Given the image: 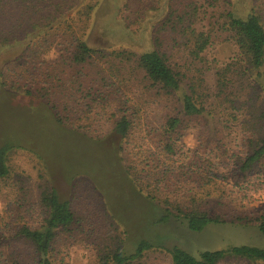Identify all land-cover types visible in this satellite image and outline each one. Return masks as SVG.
Instances as JSON below:
<instances>
[{"label":"rangeland","instance_id":"rangeland-1","mask_svg":"<svg viewBox=\"0 0 264 264\" xmlns=\"http://www.w3.org/2000/svg\"><path fill=\"white\" fill-rule=\"evenodd\" d=\"M10 1L0 0L1 26L15 25L23 11ZM208 1L212 5L196 26L214 33L212 44L204 55L206 63L203 66L209 70L203 75L204 85L196 84V93H201L204 86L212 90L217 69H223L237 56L229 34L221 28L224 9L241 16L253 12L264 27V0H227V8L220 0ZM159 3L164 5L162 0ZM87 5L88 0H81L79 7L65 13V18H70L67 22L71 27L69 32H66V24L53 26L57 33L48 36L51 41L39 54V61L56 60L64 40L77 38L92 49L102 51L85 67L91 74L90 80L95 81L108 66L106 63H110L106 57L112 51L141 53L153 47V33L155 35L157 23L164 16L161 9L142 13L140 20L134 22L133 13L129 16V12L120 8L115 10L121 7L119 0H101L90 13ZM124 21L129 24L127 29ZM23 30V26L17 30L19 37ZM43 33L49 34V30L44 29ZM39 34L30 32L24 39H12L6 44L0 38V76L8 73L7 70L15 74L23 70V58L29 48L27 43L38 39ZM159 37L161 50L188 78L183 80V89L188 92L186 85L197 77L201 65L192 64L182 40L165 33ZM262 72L264 74V68ZM125 75L133 90L126 107L138 112L119 155L120 140L99 119L92 124L91 134L99 139H92L56 126L42 101L22 93L25 91L22 81L14 86L16 92L0 88V146H21L8 153V175L0 180V264H35L33 248L16 233L22 227L35 229L43 223L45 211L40 206L39 196L42 190L49 188L70 203L74 214L70 230L59 233L51 247L52 264H96L117 246L130 253L139 239L153 238L158 231H166L170 236L167 245L176 246L195 258L203 252L236 246L264 249V236L256 226V221L264 216V158L249 172L238 173V164L243 159L238 153L245 141L229 135L225 125L215 127L213 122L194 119L185 121L181 128L183 138L175 148L177 156L153 158L155 151L148 147L149 139L155 136V131L159 132L166 117L180 110L179 94L166 96L155 89H145L148 84L139 72L131 77L125 69ZM262 97L260 103H264ZM221 146L226 150L224 155L215 150ZM206 150L212 151V156L207 157ZM216 155L218 157L214 158ZM164 163L171 167L170 171L162 167ZM123 164H134L140 176L150 174V181L156 175L150 168L156 169L162 180L157 184L161 199L170 201L172 195L164 196V193L177 189L178 194L171 202L174 206L203 211L221 223L209 224L200 232H191L184 225L176 224L167 229H154L151 222L155 214L151 204L126 179ZM156 164L160 167L156 168ZM202 169H211L208 185L201 179L205 173ZM148 183L147 176L142 184L145 192L149 190ZM131 264H171V260L165 250L154 249ZM218 264L250 263L227 259Z\"/></svg>","mask_w":264,"mask_h":264},{"label":"trees","instance_id":"trees-1","mask_svg":"<svg viewBox=\"0 0 264 264\" xmlns=\"http://www.w3.org/2000/svg\"><path fill=\"white\" fill-rule=\"evenodd\" d=\"M100 1L88 0L86 6L88 13L94 11ZM119 1L121 7L115 10L120 8L129 12V16L133 13L134 22L140 20V14L152 10L161 9L164 16L157 23L155 35L153 33L152 48L141 53L128 50L112 51L106 57L111 60L110 63H106L108 66L103 69L102 75L97 73L100 77L95 81L90 80L91 74L85 67L102 51L92 49L85 41L77 38L64 40L56 60L48 63L39 61V54L51 41L48 36L57 33V29L53 28L55 24H66V32L71 30L67 24L70 18H65V13L69 9L79 7L81 0L10 1L17 7H22L23 11L20 12L15 25H0V38L3 44L12 39L20 41L30 32L40 33V37L27 43L31 50L27 47L28 53L26 52L23 58V70L20 73L15 74L7 70L8 73L0 76V88L5 90L8 88L13 92L16 90L14 86L22 81L25 87L22 93L42 101L51 112L56 126L82 133L92 139H99L98 136L91 137L92 124L99 119L103 126L120 140L119 155L123 149V141L131 133L133 120L138 112L134 108L126 107L133 90L127 83L129 77H126L125 69L131 77L139 72L142 74L141 78L148 84L145 89H155L156 92L166 96L179 94L180 100V110L177 114L166 117L160 125L159 132L155 131V136L149 139L148 147L154 148L155 151L153 158L177 156L178 152L175 148L177 144H181L180 140L183 138L181 128L185 121L204 120L213 122L215 127L225 125L229 135L245 141V145L238 153V156L243 155V159L238 164L237 172H249L264 158V103L259 101L262 94L264 95L262 72L264 27L259 17L253 12L241 16L233 11L223 10L221 16L224 21L221 28L229 34L237 50V56L223 69H217L216 82L212 90L204 86L201 93H196L197 85L199 87L204 85L203 75L209 70L203 66L206 63L204 55L212 44V33H214L213 30L203 31L202 26L200 29L196 25L206 16V9L211 7L212 3L208 0H162L164 5L161 6L159 0ZM220 1L223 5L227 4V0ZM22 26L24 30L19 37L17 30ZM27 26L28 29H25ZM124 26L127 29L129 24L124 21ZM44 29H48L49 34L43 33ZM161 33L182 40V46L192 59V64L201 65L197 69V77L192 78L186 85L188 92L183 89V80L188 78L179 72L177 64L172 63L168 55L161 50L159 37ZM97 81L99 84L96 83ZM18 148L21 149V146L16 144L0 146V180L8 175V153ZM215 150L220 155L226 153L222 146L216 147ZM186 152L189 154L191 151L188 149ZM205 153L207 157L213 154L208 150ZM233 154L232 158L235 159V151ZM217 157L216 155L214 158ZM119 161L123 163L122 157H119ZM168 166L166 163L162 165L165 170L170 171L171 167ZM159 167V164H156V168ZM210 170L202 169V172H205L201 177L204 185L210 182L212 176ZM150 171L156 172L152 181L149 180L151 175L148 173L140 176L134 164H123L126 179L137 193L143 194L145 200L149 205L151 204L155 214V219L151 222L154 229L159 227L167 229L172 224H176L184 225L185 229L191 232H200L209 224L221 223L203 211L185 210L177 205L174 206L171 202L173 196L178 194L177 189L164 193V196L172 195L170 201L161 199L157 185L162 181L158 177L159 171L152 168ZM147 176L149 190L145 192L142 184L147 180ZM39 203L45 211L43 223L35 229L22 227L16 234L33 248L35 264H52L51 247L59 233L70 230L74 223V214L70 203L61 199L53 188L42 190ZM256 226L258 232L264 236V216L256 221ZM123 235L126 236V233L123 232ZM169 238L166 231H158L153 238L139 239L130 253L117 246L115 250L101 257L96 264H131L140 260L147 251L154 249L165 250L170 256L171 264H218L227 259L264 264V249L261 248L236 246L222 251L203 252L195 258L176 246L167 245ZM120 244L123 245L124 240Z\"/></svg>","mask_w":264,"mask_h":264}]
</instances>
